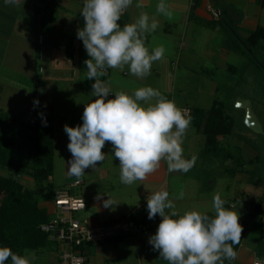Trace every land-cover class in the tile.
<instances>
[{
	"label": "rangeland",
	"instance_id": "374dc122",
	"mask_svg": "<svg viewBox=\"0 0 264 264\" xmlns=\"http://www.w3.org/2000/svg\"><path fill=\"white\" fill-rule=\"evenodd\" d=\"M55 1L59 5L49 1L47 4L51 7L48 9L45 2L41 5V16L46 19V28L41 34L46 43L34 44L33 47L36 56H39L40 49L44 52L45 60L41 61L37 57L34 62L36 77L32 80L34 86L37 78L41 80V90L44 94L37 95L34 89L23 90L7 86L4 81L0 85V111L9 112L28 123H33L37 118L50 119L53 122L55 170L52 181L58 190L73 185L77 180L68 173L67 161L71 159V153L67 148L69 138L64 131V125L76 127L82 124L85 104L95 99L91 93L95 81L87 79V66L84 61L90 57L82 40L77 37V30L83 28L85 23L80 13L84 0ZM137 2L143 7L137 8ZM158 2L159 0H133V5L118 23H132L142 11L155 16L160 27L147 35L146 46L151 50L163 45L166 48L165 58L154 62L151 74L143 79L131 75L127 67L123 71L109 69V73L101 77L112 89L108 98H114L116 92L123 91L131 95L136 89L151 86L186 110H209L215 101L222 102L225 114L234 119L232 133L218 137L219 147H208L206 134L198 131L191 123L182 147L184 158L190 159L193 155L198 157L195 166L187 173H170L167 163L162 161L155 173L131 186L120 182L119 161L114 157L111 143L106 142L102 149L106 154L105 160L96 167L85 170V174L79 178L83 181L82 184L71 186L74 194L84 196L89 203L86 209L76 212L74 216L79 219L98 217L102 220L105 216L103 211L107 214L105 218L133 212L135 218L142 220L146 216L144 213L148 212L147 197L160 190L169 192V198L173 200L181 215L189 210L211 212L214 215L213 195L220 193L226 201L225 207L236 211L240 216L239 223L246 228L244 246L241 247L240 260L236 264L242 261L241 256L245 255L247 246L254 250L256 257H264V235L260 232L262 228L251 223L256 205L264 197L263 40L259 46L247 43V47L240 39V42L237 40L236 33L231 27H227L224 19L220 23L216 22L217 26L225 27L227 35L233 37L232 41L238 45L245 60L235 63L232 70L222 69L217 65V59L222 42H226L224 30L208 32L198 21L194 27L189 24L187 17L190 14V0H166L173 12L171 20L156 13ZM210 25L213 26V23ZM39 35L40 32H36V37ZM74 38L77 48L76 57L72 60L64 53L68 42ZM51 40L61 46L59 50L49 49L48 43ZM197 53L199 56L196 61L187 59L191 58V54ZM40 66L43 67L42 70ZM243 99L251 101V108L262 124V132L247 125L246 109L238 105ZM251 160L253 161L250 162ZM0 172L5 175L12 174L10 169L2 166ZM19 179L26 187L41 192L38 196L41 204L50 209L54 208L55 195L46 193L47 183L37 186L29 174H24ZM181 191L184 198L176 199ZM98 195L101 198L98 199ZM108 198L116 205L104 207V200ZM261 208L264 210V198ZM50 215L55 219L62 214L53 211ZM158 217L160 216L157 215L153 219L155 226L162 219L160 217L158 220ZM62 246L61 243L52 242L48 247L39 250H26L33 254L32 264H59ZM97 251L102 252V247ZM254 252L248 254L247 259L250 262ZM117 255L116 258L108 256L106 264H140L135 250L129 252L126 259L120 254ZM88 256L90 260L86 264H98L93 255ZM249 260L242 264H250Z\"/></svg>",
	"mask_w": 264,
	"mask_h": 264
},
{
	"label": "clouds",
	"instance_id": "9594fccd",
	"mask_svg": "<svg viewBox=\"0 0 264 264\" xmlns=\"http://www.w3.org/2000/svg\"><path fill=\"white\" fill-rule=\"evenodd\" d=\"M4 2L16 7L24 4V0ZM132 5L133 0H84L80 12L85 23L77 30V37L90 57L84 64L87 79L95 81L91 92L95 99L85 104L82 124L64 125L71 153L68 173L77 179L86 169L105 160L102 149L106 142L111 143L119 161L120 182L128 186L155 173L162 161L167 163L170 173H187L198 159L196 155L190 159L183 155L182 145L192 117L158 89L146 86L131 95L120 91L114 93V98H108L112 89L101 79L108 69L123 71L127 67L131 75L143 79L151 74L154 62L165 58L163 45L151 50L146 46L147 35L160 27L155 16L142 11L134 22L123 27L118 23ZM135 6L143 7L139 2ZM156 13L169 20L173 18L166 0H159ZM44 123L46 126V120ZM169 196L167 190H160L147 197L148 219L157 215L162 218L148 241L160 258L168 264H224L225 260L237 258L233 245L240 242L243 226L239 214L225 207L220 193L213 195L212 216L197 210L181 215ZM183 198L181 191L176 199ZM113 205L116 204L110 198L104 200V207ZM33 258L28 250L21 255L10 247H0V264L9 259L11 264H32Z\"/></svg>",
	"mask_w": 264,
	"mask_h": 264
},
{
	"label": "crops",
	"instance_id": "0c3cea01",
	"mask_svg": "<svg viewBox=\"0 0 264 264\" xmlns=\"http://www.w3.org/2000/svg\"><path fill=\"white\" fill-rule=\"evenodd\" d=\"M49 1L58 4L55 0H24L23 6L16 7L6 5L4 0H0V85L5 81L7 86L23 90L34 89L37 95L42 94L41 96H43L44 92L41 90V80L37 78L35 86L32 81L33 77H36L34 73V62L37 60V57L40 59V52L39 56H36L33 47L34 44H41V32L46 28L44 26L46 19L44 16H41L43 13L41 5H43L44 2L49 4ZM48 4L46 5V9L51 7ZM189 11L190 14L187 17V21L189 24H192L193 27L198 21L202 26L207 28L206 30L208 32L212 30H224L225 34L223 36L226 42H222L223 45L220 47L219 58L217 59V65L222 69L231 68L232 70L235 63L245 60L238 45L235 41H232L234 40L233 37L227 35L224 29L225 27L222 25H219L220 27L217 26L215 24L216 22L220 23L224 19L228 25L227 27H231L236 33L237 40L239 41L240 39L247 47V43L259 46L261 40H263L262 49H264V0H190ZM215 11L220 12L219 17L215 16ZM210 23H213V26L210 25ZM36 32H40L39 37H36ZM228 40H230L229 43ZM72 41L73 49L76 53L77 47L74 38L68 42L64 54L67 55V50L71 47ZM44 42L46 43V40H44L43 37V43ZM48 45L50 46L49 49L53 51H57V49L61 47L53 40H51ZM198 56V53L191 54V58L187 57V59L196 61ZM75 57L76 55L74 54V58L70 59L74 60ZM40 60H45V57ZM41 68L42 66H40V70ZM244 100L245 99L240 100L239 103ZM48 211L50 213L53 212V208L50 209L48 207ZM102 214L105 215L102 220H99L98 217H90V219L94 223H97L104 220L118 219L125 215H131L135 218L133 212L120 214L117 217L111 218H105L107 215L105 211H103ZM144 214L146 216L145 219L142 220L151 226L149 230L142 232L133 231L127 236L119 239H109L102 244H93L88 247V254L93 255L98 264H106L108 256L109 258H116L118 257L117 254H120L126 259L127 254L135 250L138 253L140 264H168L167 261L160 258L159 252L153 250V246L148 242L150 236L156 233V227L158 228L161 219L159 220L160 217H158L159 221L157 226H155V221L153 219L146 220V218H148V212ZM133 239L134 241H132ZM243 246L244 244L242 242L237 251V258L230 264H236V262L240 260L239 255L241 247ZM99 247H102V252L97 251ZM246 249L245 255L241 256L242 261H240L239 264L247 262L249 260L247 259L248 254L254 252L249 246H247ZM255 258L254 252L252 255V263ZM251 262L250 264H252Z\"/></svg>",
	"mask_w": 264,
	"mask_h": 264
},
{
	"label": "trees",
	"instance_id": "16d2710c",
	"mask_svg": "<svg viewBox=\"0 0 264 264\" xmlns=\"http://www.w3.org/2000/svg\"><path fill=\"white\" fill-rule=\"evenodd\" d=\"M121 25L124 23L121 22ZM74 54L72 41L67 56L74 58ZM189 115L197 130L206 134L208 147H219L218 137L232 133L234 119L225 114L222 102L215 101L209 110L191 109ZM44 121L37 118L33 123H28L9 112L0 111V166L12 172L11 175L0 172V247H10L13 252L21 255H24L26 249L39 250L56 242L51 238V233L41 227L52 220L48 207L40 203L38 196L41 192L26 187L19 179L29 174L37 186L47 183L46 193L50 196H54L57 191L52 181L55 170V129L50 119L46 120V126ZM263 198L256 205L251 223L260 225V232L264 235V210L261 208ZM206 213L213 215L211 212ZM134 220L135 232L147 231L151 227L143 220ZM245 236L246 228L243 227L240 242L233 245L236 252ZM9 262L10 259L5 263ZM231 262L225 260L224 264Z\"/></svg>",
	"mask_w": 264,
	"mask_h": 264
},
{
	"label": "built area",
	"instance_id": "2783aa9c",
	"mask_svg": "<svg viewBox=\"0 0 264 264\" xmlns=\"http://www.w3.org/2000/svg\"><path fill=\"white\" fill-rule=\"evenodd\" d=\"M215 16L219 17L220 12L215 11ZM40 43H43L42 35ZM43 57L44 52L40 50V59ZM189 113L190 110L187 109V114L189 115ZM82 183V180L77 179L73 185L56 191L53 211L60 212L62 215L41 226L43 230L51 233V238L54 241L63 245L59 253V264H86L89 261V246L102 244L109 239L129 234L135 228L136 223L131 215L97 223L88 217L85 219L75 217L76 212L84 210L88 206L86 198L74 194L71 189V186ZM253 264H264V257L257 256Z\"/></svg>",
	"mask_w": 264,
	"mask_h": 264
},
{
	"label": "water",
	"instance_id": "95a60500",
	"mask_svg": "<svg viewBox=\"0 0 264 264\" xmlns=\"http://www.w3.org/2000/svg\"><path fill=\"white\" fill-rule=\"evenodd\" d=\"M239 106L244 107L246 109V123L250 127L254 128L257 131L262 132V124L258 120L257 116L254 114L252 108H251V101L245 99L244 101H241L238 103Z\"/></svg>",
	"mask_w": 264,
	"mask_h": 264
}]
</instances>
